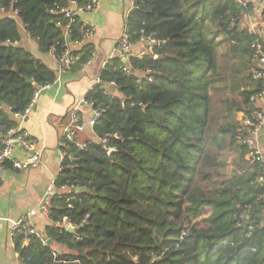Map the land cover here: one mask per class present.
<instances>
[{
  "label": "trees",
  "instance_id": "obj_1",
  "mask_svg": "<svg viewBox=\"0 0 264 264\" xmlns=\"http://www.w3.org/2000/svg\"><path fill=\"white\" fill-rule=\"evenodd\" d=\"M72 1L89 2L0 0V149L57 78L19 44L21 25L42 53L79 56L71 70L95 54L90 27L65 12ZM250 10L236 0H133L129 42L150 51L105 63L85 96L102 111L96 139L61 146L46 233L67 250L17 233L21 264H264L262 168L237 142L264 90L256 36L240 22Z\"/></svg>",
  "mask_w": 264,
  "mask_h": 264
},
{
  "label": "crops",
  "instance_id": "obj_2",
  "mask_svg": "<svg viewBox=\"0 0 264 264\" xmlns=\"http://www.w3.org/2000/svg\"><path fill=\"white\" fill-rule=\"evenodd\" d=\"M243 1L251 6L252 18L264 27V0ZM131 8L132 0H100L94 10L81 13L83 21L95 29L93 36L88 39L95 45V54L89 64L65 73L58 70L56 59L51 53H42L39 50L37 41L21 25L22 37L19 44L43 61L56 73L57 78L52 85L42 89L29 115L23 120L17 118L19 126L28 132L32 148L16 146L11 159L0 168V264H21L15 248V235L10 230L11 224L31 210L37 209L52 182L57 180L62 161L60 141L70 123V110L79 105L83 120L86 122L91 118L93 108L86 102L85 96L97 83L105 63L115 56L118 40L124 32L125 19ZM149 45L145 40L132 44L131 54H148ZM113 92L117 93L116 90ZM259 104H264V101ZM91 139H96L93 127L85 126L77 140ZM259 140L264 149V130ZM34 153L39 155L36 167H14V161H25ZM53 191L54 194L58 192L56 185ZM33 220L36 229L46 237L47 245L57 253L66 252L64 245L47 236L46 230L52 225L49 216L38 211ZM24 244L28 245L29 240L26 239Z\"/></svg>",
  "mask_w": 264,
  "mask_h": 264
},
{
  "label": "built area",
  "instance_id": "obj_3",
  "mask_svg": "<svg viewBox=\"0 0 264 264\" xmlns=\"http://www.w3.org/2000/svg\"><path fill=\"white\" fill-rule=\"evenodd\" d=\"M236 1L243 6L248 5L243 0H236ZM99 2L100 0H89V2L85 6L79 7L76 1H72L71 8L65 10V12L68 16L75 17L81 13L94 10L98 6ZM132 5H133V0H132ZM251 12L252 10H250V13L248 15L241 18L240 22L242 23V27L244 29H246L249 33L254 34L256 36L255 40L252 43V47L255 50L254 58L258 62V68L254 73V78L260 79L264 82V27L260 25L258 20L252 18ZM85 25L89 26L90 29L92 30L88 34V37H92L95 31L94 27L86 22ZM131 47L132 45L129 42L128 33L126 29H124L122 36L118 40L115 56H119L123 59L128 60V58L131 55ZM53 56L55 57L56 62L58 64V70L62 73L71 70L72 64L79 60V56L73 55L70 50H66L59 57H56L55 55ZM92 59L93 57L87 64H89L92 61ZM125 70L129 71L128 69ZM98 82H100L99 79L97 80V83ZM49 86L50 85L42 87L34 95L31 103L26 108L24 113L17 116L19 120H23L29 115L42 89ZM254 101H255L256 110L253 111L252 116L241 118L239 124L240 127H238L237 142L246 145L248 148L247 158L251 162L258 163L261 166L262 172L256 178L255 183L257 185L264 187V149L261 146L259 140L260 135L264 130V104L261 105L259 104V102L263 103L264 101V90L260 91L255 96ZM90 106L93 108L92 104H90ZM101 114L102 111L93 109V114L91 118L85 122L80 114L79 105L73 106L70 110V123L67 126V128H65L61 137L60 148L63 145L64 140L75 142L79 148H84L86 146V141H78L77 140L78 134L84 131L85 126L93 127L97 122V120L101 117ZM102 141L106 142V139H102ZM18 145L25 147L27 149L32 148V141L29 137L28 132L23 130L19 125L18 127L9 130L3 139V147L0 149V168L3 167L4 163L7 160L11 159L15 147ZM66 157L67 154L62 151L61 168L63 166V162L65 161ZM69 157L72 160H76V158L73 156H69ZM38 163H39V155L37 153L32 154L25 161L16 160L13 162L14 167L19 169L36 167ZM54 186H55V182H52V186L49 188L43 202L40 204V206L37 209L31 210L30 212L21 216L19 219L15 220L11 224L10 230L13 235L17 233H23V235L26 237L33 235L39 238L45 245L47 244L46 237L43 236V234L36 229L33 217L38 211H41L43 214L49 216L51 201L53 196L55 195L53 191ZM259 225L264 226V216L263 219L260 221Z\"/></svg>",
  "mask_w": 264,
  "mask_h": 264
},
{
  "label": "water",
  "instance_id": "obj_4",
  "mask_svg": "<svg viewBox=\"0 0 264 264\" xmlns=\"http://www.w3.org/2000/svg\"><path fill=\"white\" fill-rule=\"evenodd\" d=\"M67 42L70 43L71 42V38L69 36H67ZM124 61H126V59H123ZM28 81H31L30 79H28ZM0 104H1V100H0ZM78 190H80V188H78ZM68 230L70 232H74V230L72 228H68ZM48 243H50V240L48 241Z\"/></svg>",
  "mask_w": 264,
  "mask_h": 264
}]
</instances>
